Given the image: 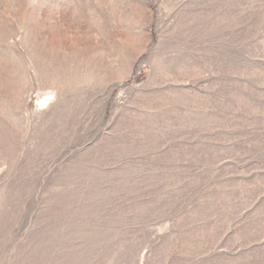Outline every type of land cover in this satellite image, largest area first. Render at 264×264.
<instances>
[{
	"label": "rangeland",
	"instance_id": "374dc122",
	"mask_svg": "<svg viewBox=\"0 0 264 264\" xmlns=\"http://www.w3.org/2000/svg\"><path fill=\"white\" fill-rule=\"evenodd\" d=\"M0 264H264V0H0Z\"/></svg>",
	"mask_w": 264,
	"mask_h": 264
}]
</instances>
